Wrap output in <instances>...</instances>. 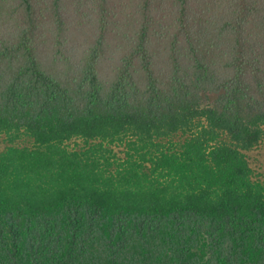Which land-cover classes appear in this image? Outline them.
<instances>
[{"label": "trees", "instance_id": "obj_1", "mask_svg": "<svg viewBox=\"0 0 264 264\" xmlns=\"http://www.w3.org/2000/svg\"><path fill=\"white\" fill-rule=\"evenodd\" d=\"M0 137V264H264V0H0Z\"/></svg>", "mask_w": 264, "mask_h": 264}, {"label": "rangeland", "instance_id": "obj_2", "mask_svg": "<svg viewBox=\"0 0 264 264\" xmlns=\"http://www.w3.org/2000/svg\"><path fill=\"white\" fill-rule=\"evenodd\" d=\"M16 143L20 146L23 145H31L30 142H28L27 138H22L18 141H16ZM72 146L74 147H79L76 143H71ZM5 146H7V142L6 140H4L2 137H0V148L3 149L5 148ZM117 150H121V148L117 149ZM121 154V153H120ZM248 157H249V162L251 164V167L257 172L259 173V175L261 177L264 178V140L262 141V143L257 147L256 150H253L251 152L248 153Z\"/></svg>", "mask_w": 264, "mask_h": 264}, {"label": "bare ground", "instance_id": "obj_3", "mask_svg": "<svg viewBox=\"0 0 264 264\" xmlns=\"http://www.w3.org/2000/svg\"><path fill=\"white\" fill-rule=\"evenodd\" d=\"M193 78V77H192ZM194 79V78H193Z\"/></svg>", "mask_w": 264, "mask_h": 264}]
</instances>
